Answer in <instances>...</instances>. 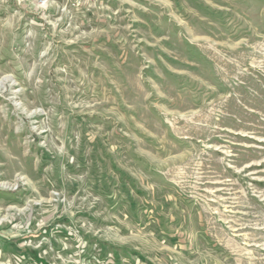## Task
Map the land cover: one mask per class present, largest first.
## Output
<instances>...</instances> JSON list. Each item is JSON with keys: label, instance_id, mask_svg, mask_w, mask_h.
<instances>
[{"label": "rangeland", "instance_id": "rangeland-1", "mask_svg": "<svg viewBox=\"0 0 264 264\" xmlns=\"http://www.w3.org/2000/svg\"><path fill=\"white\" fill-rule=\"evenodd\" d=\"M1 227L47 264H264V0H0Z\"/></svg>", "mask_w": 264, "mask_h": 264}, {"label": "crops", "instance_id": "crops-1", "mask_svg": "<svg viewBox=\"0 0 264 264\" xmlns=\"http://www.w3.org/2000/svg\"><path fill=\"white\" fill-rule=\"evenodd\" d=\"M11 229L0 228V259L6 262V264H26L28 261H41L44 264L47 262L38 253L30 241V235L18 233L13 235L10 233ZM27 232V231H26ZM21 234V236H19ZM26 239L32 245H23L22 241ZM40 242L42 241L39 239ZM38 240V241H39ZM19 256H23L25 260H17Z\"/></svg>", "mask_w": 264, "mask_h": 264}, {"label": "built area", "instance_id": "built-area-1", "mask_svg": "<svg viewBox=\"0 0 264 264\" xmlns=\"http://www.w3.org/2000/svg\"><path fill=\"white\" fill-rule=\"evenodd\" d=\"M23 245H32L30 242H28L26 239H24L22 241ZM41 243H40V240L38 241V245H35L34 247H37L39 246ZM18 259L17 260H25L23 256H19L17 257ZM98 261V264H121L120 262H118L115 258L113 257H104L102 259H97ZM0 264H6V262H4L3 260L0 259ZM26 264H44L42 263L41 261H28L26 262Z\"/></svg>", "mask_w": 264, "mask_h": 264}]
</instances>
